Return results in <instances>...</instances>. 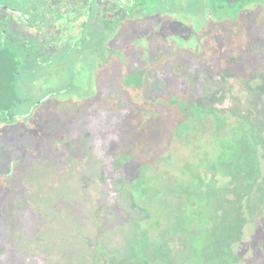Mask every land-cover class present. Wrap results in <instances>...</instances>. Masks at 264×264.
Instances as JSON below:
<instances>
[{
  "label": "rangeland",
  "instance_id": "obj_1",
  "mask_svg": "<svg viewBox=\"0 0 264 264\" xmlns=\"http://www.w3.org/2000/svg\"><path fill=\"white\" fill-rule=\"evenodd\" d=\"M241 29L216 16L139 24L123 51L77 59L49 81L45 91H59L31 120L60 143L88 129L92 180L86 199H60L58 223L25 213L27 231L39 222L48 233L40 257L14 256L0 230V264H264V151L248 120L201 100L199 61L216 54L217 31L230 44ZM156 41L167 50L152 57ZM129 61L149 62L153 79L131 97L112 77Z\"/></svg>",
  "mask_w": 264,
  "mask_h": 264
},
{
  "label": "flooded vegetation",
  "instance_id": "obj_2",
  "mask_svg": "<svg viewBox=\"0 0 264 264\" xmlns=\"http://www.w3.org/2000/svg\"><path fill=\"white\" fill-rule=\"evenodd\" d=\"M191 16H216L242 25L229 36L230 44L217 31L216 54L199 61L202 80L209 85L201 100L206 98L218 112L228 109L248 120L257 150L264 151V0H0V230L10 253L23 261L27 255L40 257L48 233L39 222L27 231L25 213H45L48 221L58 223L60 199H86L84 189L92 180L84 150L88 129L77 143L70 138L60 143L59 136L44 138L31 120L59 91H45L49 81L73 69L77 59L123 51L120 44L136 25L171 18L190 21ZM166 50L156 41L149 54ZM135 63L119 66L120 74L112 72L115 91L127 97L133 87L147 90L153 81L150 63L140 61L135 71L128 69ZM136 72L147 76L145 82L136 83Z\"/></svg>",
  "mask_w": 264,
  "mask_h": 264
}]
</instances>
